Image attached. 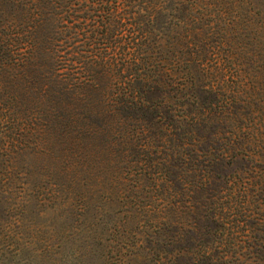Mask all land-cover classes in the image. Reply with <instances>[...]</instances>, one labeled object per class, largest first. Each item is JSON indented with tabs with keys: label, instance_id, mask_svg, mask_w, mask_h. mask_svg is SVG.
Masks as SVG:
<instances>
[{
	"label": "trees",
	"instance_id": "trees-1",
	"mask_svg": "<svg viewBox=\"0 0 264 264\" xmlns=\"http://www.w3.org/2000/svg\"><path fill=\"white\" fill-rule=\"evenodd\" d=\"M263 82L264 0H0V264H56L31 217L58 209L151 216L173 246L189 222L171 264H264ZM228 183L260 234L236 257Z\"/></svg>",
	"mask_w": 264,
	"mask_h": 264
},
{
	"label": "rangeland",
	"instance_id": "rangeland-1",
	"mask_svg": "<svg viewBox=\"0 0 264 264\" xmlns=\"http://www.w3.org/2000/svg\"><path fill=\"white\" fill-rule=\"evenodd\" d=\"M236 45L233 46L236 47ZM244 47L252 46L244 44ZM245 61L240 58H228L224 61V64L228 67L236 66L239 68L252 65L251 63L245 64ZM263 94L264 82L260 86L258 95ZM242 112L244 111L242 110ZM220 180L221 177L218 176L214 181L215 185H220ZM228 187H230V183L227 184V189L215 194L214 200L218 203L226 201L223 203L224 207H228L227 202H233L232 208L218 209L217 204L215 211L221 210L222 213H225V211L226 213H233L228 217L230 220L238 219L242 221H239V234L236 235L234 228H232V234L227 235L230 231L227 224L222 230L224 235L218 233L213 242L223 243L224 245L219 247L223 251L227 250L232 257H236L241 252L239 248H231L234 241L241 240L246 245L249 241L258 239L257 237L260 234L256 235L259 232L255 230L251 232L249 226L243 221L244 217L238 212L241 210L238 205L243 202L244 198L234 191V187L230 191ZM263 195L264 189L262 195L258 198L253 196L256 199V205L251 207L250 210L254 212L255 222H257L255 227L264 229ZM204 198L205 192L202 191L200 199ZM127 211L128 209L48 210L39 218L31 217L44 233L35 245L42 249L48 244H53L54 251L58 252L54 256L57 260L56 264H154V261L160 259V257L162 264H171L172 260L176 258L175 256H178L177 259L194 256L197 252L193 247L195 245L193 243H196L200 249L201 236L193 237L195 231L190 228L191 223L186 222L182 232L185 240L187 236H190L192 244L184 241L181 245L176 246L174 244L175 246H173L169 237L165 235L156 237L155 222L151 216L144 217ZM187 251H189V254H187ZM244 253V257L249 256L246 252Z\"/></svg>",
	"mask_w": 264,
	"mask_h": 264
}]
</instances>
